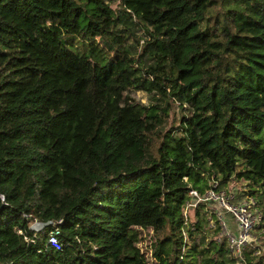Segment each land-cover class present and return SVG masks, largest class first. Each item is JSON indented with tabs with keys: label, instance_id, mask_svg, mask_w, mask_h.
<instances>
[{
	"label": "trees",
	"instance_id": "1",
	"mask_svg": "<svg viewBox=\"0 0 264 264\" xmlns=\"http://www.w3.org/2000/svg\"><path fill=\"white\" fill-rule=\"evenodd\" d=\"M120 5L0 0V264H150L142 229L168 230L152 264H262L224 237L198 249L209 203L183 210L206 180L264 198V0ZM120 25L143 30L136 56ZM169 100L181 113L161 134Z\"/></svg>",
	"mask_w": 264,
	"mask_h": 264
},
{
	"label": "rangeland",
	"instance_id": "2",
	"mask_svg": "<svg viewBox=\"0 0 264 264\" xmlns=\"http://www.w3.org/2000/svg\"><path fill=\"white\" fill-rule=\"evenodd\" d=\"M111 9L114 11H119L121 8L120 0H107ZM122 29L124 25H120ZM138 29V27H137ZM133 32V34H130L129 30H122L121 34L127 36L126 37V43L128 45H131L130 49L134 56L139 52L140 50V44L142 43V36L144 32L143 30H137ZM139 37V42L136 40V38ZM164 87L167 89V85H164ZM169 90V88L167 89ZM129 95L133 97L137 102H140L142 104H154L158 105L161 104V100L154 98L151 99V95L143 90H131L129 92ZM165 102V101H164ZM169 107V108H168ZM167 108L168 110V116L162 117L161 121L159 122V128L161 131V134H164L167 132L170 128L175 127L178 124V120L180 117L181 109L178 105V102H174L173 100H169V106ZM158 144V142L156 143ZM233 178V179H232ZM231 179L233 181H228L223 185V188L219 190H223L226 194H228V201L229 203H239L244 200L252 201L254 208L259 211L261 215V220L259 223L253 228V231L251 232V238L249 239V243L247 246L245 245V252H250V257H253L254 259H262V264H264V221L262 220L264 215V198L260 199V201H257V195L258 193L257 186L247 180L244 177H237L233 176ZM207 185H209L212 181L206 180L205 181ZM207 190V189H206ZM216 205L214 203H210L209 206H205V211H208L207 219H210V222L208 225H204V230L206 231V234L202 233H196L195 234V241L193 245L197 246L198 249H203L205 246L200 245L202 236L204 235V241L207 243L211 239L214 241H219L221 238L224 237L223 230L221 227L222 223H225L231 230H234L235 221L234 218L231 216V214L227 211H215ZM204 211V210H203ZM215 211V212H214ZM220 216H219V214ZM34 222H37L36 220L30 221L31 227L33 226ZM221 223V224H220ZM35 227V226H34ZM32 227V228H34ZM40 229V228H38ZM138 235V242L137 246L139 247L140 251L144 253L145 257L148 259V262L150 264L156 263L157 260L152 256V250L154 247L155 240L161 239L166 233H168V230H166L164 233H153L151 229H142L139 230ZM39 232V231H38ZM224 239V238H223ZM192 243V242H191ZM169 245V243H168ZM167 245V246H168ZM169 248V246H168ZM211 248V247H210ZM226 248L229 249V245L227 243ZM230 251V250H229ZM208 256H217V249L211 248V251L206 252ZM237 264H245V263H239Z\"/></svg>",
	"mask_w": 264,
	"mask_h": 264
},
{
	"label": "built area",
	"instance_id": "3",
	"mask_svg": "<svg viewBox=\"0 0 264 264\" xmlns=\"http://www.w3.org/2000/svg\"><path fill=\"white\" fill-rule=\"evenodd\" d=\"M217 185V181L211 182L210 188L205 190L203 193H199L196 189L190 188L188 190L189 198L185 201L183 215L186 218L187 209L197 207L202 202H208L209 204L214 203L216 205L215 208H218L215 209L217 212L221 211V209L223 211L229 212L234 218L235 229L231 230L225 223L220 224L223 230L226 245L227 243L229 245L230 253L234 256L240 257L245 249V245L247 246L249 243L253 228L261 220V215L259 211L254 208L252 201L244 200L239 203H229L228 194H226L223 190H219ZM47 224L48 223L37 221L34 222L32 226L35 227L32 228L30 225V228L34 232H38L42 231ZM57 233V228L50 231L47 243L57 249H60L61 245L57 239Z\"/></svg>",
	"mask_w": 264,
	"mask_h": 264
},
{
	"label": "crops",
	"instance_id": "4",
	"mask_svg": "<svg viewBox=\"0 0 264 264\" xmlns=\"http://www.w3.org/2000/svg\"><path fill=\"white\" fill-rule=\"evenodd\" d=\"M234 228H235V226H234Z\"/></svg>",
	"mask_w": 264,
	"mask_h": 264
}]
</instances>
